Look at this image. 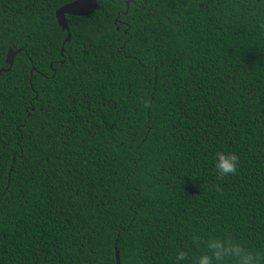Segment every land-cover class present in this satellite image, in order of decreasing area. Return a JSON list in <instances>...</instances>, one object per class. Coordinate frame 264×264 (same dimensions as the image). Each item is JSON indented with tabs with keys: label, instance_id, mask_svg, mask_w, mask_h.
<instances>
[{
	"label": "trees",
	"instance_id": "obj_1",
	"mask_svg": "<svg viewBox=\"0 0 264 264\" xmlns=\"http://www.w3.org/2000/svg\"><path fill=\"white\" fill-rule=\"evenodd\" d=\"M71 1L0 0V264H264V0Z\"/></svg>",
	"mask_w": 264,
	"mask_h": 264
},
{
	"label": "clouds",
	"instance_id": "obj_2",
	"mask_svg": "<svg viewBox=\"0 0 264 264\" xmlns=\"http://www.w3.org/2000/svg\"><path fill=\"white\" fill-rule=\"evenodd\" d=\"M238 157L232 153L219 152L216 156L215 168L220 176L234 174L238 167ZM206 248L211 255L205 253L196 257L194 264H223L226 257H231L236 264H259V255L253 251L246 250L239 243L230 242L225 239L210 238L206 243ZM186 259L184 251L176 254L177 264H182Z\"/></svg>",
	"mask_w": 264,
	"mask_h": 264
},
{
	"label": "water",
	"instance_id": "obj_3",
	"mask_svg": "<svg viewBox=\"0 0 264 264\" xmlns=\"http://www.w3.org/2000/svg\"><path fill=\"white\" fill-rule=\"evenodd\" d=\"M96 10V0H73L59 7L55 11V19L57 25L60 27L62 32H66V38L64 39L62 45L70 39V33L66 21V15L68 16H87L91 15ZM63 48L60 50L62 54ZM20 52V50L13 51L9 49L6 53L5 63L11 66L14 56ZM115 260L116 264H119V255L117 250H115Z\"/></svg>",
	"mask_w": 264,
	"mask_h": 264
},
{
	"label": "flooded vegetation",
	"instance_id": "obj_4",
	"mask_svg": "<svg viewBox=\"0 0 264 264\" xmlns=\"http://www.w3.org/2000/svg\"><path fill=\"white\" fill-rule=\"evenodd\" d=\"M126 2H127V3H126V6H127L129 1H126Z\"/></svg>",
	"mask_w": 264,
	"mask_h": 264
}]
</instances>
